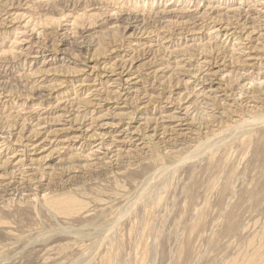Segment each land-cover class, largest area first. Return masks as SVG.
<instances>
[{
  "label": "rangeland",
  "instance_id": "1",
  "mask_svg": "<svg viewBox=\"0 0 264 264\" xmlns=\"http://www.w3.org/2000/svg\"><path fill=\"white\" fill-rule=\"evenodd\" d=\"M263 121L264 0H0V264H264Z\"/></svg>",
  "mask_w": 264,
  "mask_h": 264
},
{
  "label": "bare ground",
  "instance_id": "2",
  "mask_svg": "<svg viewBox=\"0 0 264 264\" xmlns=\"http://www.w3.org/2000/svg\"><path fill=\"white\" fill-rule=\"evenodd\" d=\"M227 30V29H229L228 27H225V28H223V30ZM250 60H253V59H250ZM260 120V119H259ZM255 121V120H254ZM262 123H264V121L262 122ZM209 146V145H208Z\"/></svg>",
  "mask_w": 264,
  "mask_h": 264
}]
</instances>
